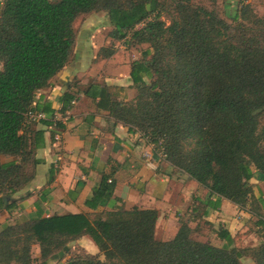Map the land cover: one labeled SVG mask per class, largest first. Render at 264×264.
<instances>
[{
	"label": "trees",
	"instance_id": "obj_1",
	"mask_svg": "<svg viewBox=\"0 0 264 264\" xmlns=\"http://www.w3.org/2000/svg\"><path fill=\"white\" fill-rule=\"evenodd\" d=\"M90 13L107 15L112 39L129 47L148 44L130 66L135 96L124 101L105 85L93 86L88 93L98 97L97 106L146 136L167 162L212 194L239 207L250 201L260 240L236 247L219 232L227 244L218 246L194 238L185 221L172 238L159 240L155 209L118 207L6 223L0 264H242L243 257L264 264L263 201L252 203L250 182L255 173L264 174V18L250 20L247 5L229 23L196 0H0V196L34 177L41 131L27 121V112L38 110L36 92L69 61L74 21ZM163 15L171 17L168 24ZM73 98L63 95V109ZM114 187L104 175L86 205L106 204ZM84 235L97 254L68 248Z\"/></svg>",
	"mask_w": 264,
	"mask_h": 264
},
{
	"label": "crops",
	"instance_id": "obj_2",
	"mask_svg": "<svg viewBox=\"0 0 264 264\" xmlns=\"http://www.w3.org/2000/svg\"><path fill=\"white\" fill-rule=\"evenodd\" d=\"M74 28L76 36L69 61L34 96L36 111L44 113V119L60 122L62 127L43 124L42 120L33 123V129L41 131L35 151L39 163L27 185L12 195L0 196V229L6 223L38 216L78 212L93 215L118 207H138L158 212L155 237L159 240L172 238L180 222L185 221L200 241L227 244L219 235L225 232L231 237L232 246L257 245L260 226L249 210L250 201L239 207L212 194L167 162L161 149L154 147L146 136L97 106L98 97L93 99L88 93L93 86L105 85L118 99L131 100L136 88L130 66L142 57L145 49L126 63L124 53L130 47L124 40L109 35L97 39L99 26L92 22L77 31L74 21ZM106 47L113 52H100ZM66 93H72L74 98L63 109L62 97ZM104 175L115 182L112 197L104 205L87 206L86 200ZM250 182L252 203L258 197L262 199L264 216V174L255 173ZM75 246L90 254L98 253L97 246L86 235L68 244L70 250ZM38 254L39 246L34 244L32 255ZM99 257L102 259L103 255ZM242 264L255 262L243 257Z\"/></svg>",
	"mask_w": 264,
	"mask_h": 264
},
{
	"label": "rangeland",
	"instance_id": "obj_3",
	"mask_svg": "<svg viewBox=\"0 0 264 264\" xmlns=\"http://www.w3.org/2000/svg\"><path fill=\"white\" fill-rule=\"evenodd\" d=\"M196 1L205 5L209 9L215 10L221 18H223L225 21L229 23H234L232 19L233 13L235 12V10L240 9L244 5H247L249 13L253 15L252 18H250V20H253L254 16L259 18H264V0H215L214 2H210L207 0H196ZM106 16L107 15L105 13H98L91 15L87 14L78 17L75 20L77 31L85 23L92 22L97 24V26H99V30L96 33L95 37L97 39H103L104 37L109 35V31L111 29V26L109 25L108 22V18ZM162 19L168 24L171 20V17L168 15H163ZM249 25L251 26V23H249ZM147 47H148L147 43L140 44L137 46H131L129 48V51L124 53L126 63H129L130 60L133 59L134 57L140 56L139 52ZM144 58L146 60L149 58V56H145Z\"/></svg>",
	"mask_w": 264,
	"mask_h": 264
},
{
	"label": "built area",
	"instance_id": "obj_4",
	"mask_svg": "<svg viewBox=\"0 0 264 264\" xmlns=\"http://www.w3.org/2000/svg\"><path fill=\"white\" fill-rule=\"evenodd\" d=\"M26 118H27V121L39 122L45 118V114L40 111L29 110L27 112Z\"/></svg>",
	"mask_w": 264,
	"mask_h": 264
},
{
	"label": "water",
	"instance_id": "obj_5",
	"mask_svg": "<svg viewBox=\"0 0 264 264\" xmlns=\"http://www.w3.org/2000/svg\"><path fill=\"white\" fill-rule=\"evenodd\" d=\"M147 9L149 10L150 9V4H147ZM5 198L7 197V196H4Z\"/></svg>",
	"mask_w": 264,
	"mask_h": 264
}]
</instances>
